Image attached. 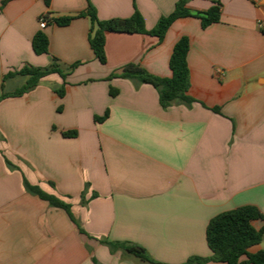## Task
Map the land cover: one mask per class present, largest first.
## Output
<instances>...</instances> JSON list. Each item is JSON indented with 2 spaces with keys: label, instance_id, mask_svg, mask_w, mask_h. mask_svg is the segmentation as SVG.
<instances>
[{
  "label": "crops",
  "instance_id": "obj_1",
  "mask_svg": "<svg viewBox=\"0 0 264 264\" xmlns=\"http://www.w3.org/2000/svg\"><path fill=\"white\" fill-rule=\"evenodd\" d=\"M217 1L220 22L204 29L199 18H181L163 41L108 32L102 65L89 17L45 29L39 19L76 16L90 3L102 21L137 9L150 31L178 0H0V80L26 64L45 68L52 57L65 70L82 63L66 82L52 74L0 102V264H153L106 242L140 245L156 264H187L211 257L206 230L217 215L248 205L264 215V0H190L188 8L206 12ZM39 31L49 54L33 51ZM183 36L191 106L164 109L152 85L111 78L130 63L171 77ZM25 81L15 76L5 89ZM68 131L77 135L64 137ZM25 179L70 203L78 226L27 191Z\"/></svg>",
  "mask_w": 264,
  "mask_h": 264
},
{
  "label": "trees",
  "instance_id": "obj_2",
  "mask_svg": "<svg viewBox=\"0 0 264 264\" xmlns=\"http://www.w3.org/2000/svg\"><path fill=\"white\" fill-rule=\"evenodd\" d=\"M189 1L178 0L172 14L162 17L150 31L146 29L144 19L137 9H135L134 14L129 18H114L102 21L98 18L96 9L90 3L85 12L79 13L76 16L51 18L50 14H47L43 18L47 24L55 23L58 26H67L77 18L89 17L91 21L89 44L96 59L102 65H105L107 63L105 43L108 32L148 34L157 37L159 41H163L169 28L178 19L187 17L199 18L204 29L220 22L221 3L219 1L208 11L197 13L189 10ZM32 47L36 55L49 54V39L44 31H39L35 34ZM189 49V38L186 36L181 37L175 44L169 61L172 72V76L169 78L151 75L140 64L136 63L125 65L120 73L111 75V78L129 79L138 84L152 85L157 90L160 104L164 109L179 103L191 106L196 100L189 95L191 86L190 69L187 61ZM81 64L80 62L75 63L65 70L59 59L55 57L51 58L49 66L45 68L26 64L20 70L9 72L2 77L0 80V101L23 96L33 90L43 78L52 74H58L66 82L67 76ZM15 76L25 77L26 81L14 91H7L4 83ZM56 93L59 96H63L64 85L59 90H56ZM111 94L115 95L116 92L111 89ZM215 111L219 112V109L216 108ZM108 116L109 111H106L102 117H96V121H104ZM76 135L75 131L63 132L64 137H74ZM24 184L30 193L46 200L53 207L65 210L71 220L77 225L70 203L64 202L54 195L45 193L39 186L31 185L26 179L24 180ZM258 221H264V215L257 207L251 205L217 215L211 219L206 230L207 244L212 252L211 257H193L189 259L187 264L193 261H197L200 264L208 261L226 264H264V249L256 253L249 252L250 248L264 241V226L259 229L254 226L255 222ZM79 230L81 233H84L82 229L79 228ZM106 244L112 250L122 249L142 261L156 264L147 250L140 245L122 242H106Z\"/></svg>",
  "mask_w": 264,
  "mask_h": 264
},
{
  "label": "built area",
  "instance_id": "obj_3",
  "mask_svg": "<svg viewBox=\"0 0 264 264\" xmlns=\"http://www.w3.org/2000/svg\"><path fill=\"white\" fill-rule=\"evenodd\" d=\"M39 25H40V28L41 29H45L46 27H47V22H46V20L43 18V17H41L40 19H39ZM259 27L260 28H262L263 27V23L262 22H259Z\"/></svg>",
  "mask_w": 264,
  "mask_h": 264
},
{
  "label": "rangeland",
  "instance_id": "obj_4",
  "mask_svg": "<svg viewBox=\"0 0 264 264\" xmlns=\"http://www.w3.org/2000/svg\"><path fill=\"white\" fill-rule=\"evenodd\" d=\"M1 102V101H0ZM263 244H264V241H263Z\"/></svg>",
  "mask_w": 264,
  "mask_h": 264
}]
</instances>
